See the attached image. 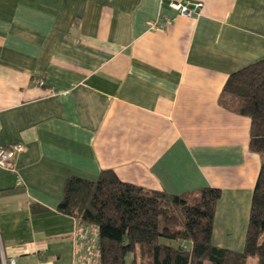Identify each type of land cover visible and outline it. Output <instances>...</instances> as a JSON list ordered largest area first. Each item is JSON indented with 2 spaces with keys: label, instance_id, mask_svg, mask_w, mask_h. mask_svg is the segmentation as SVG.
<instances>
[{
  "label": "crops",
  "instance_id": "1",
  "mask_svg": "<svg viewBox=\"0 0 264 264\" xmlns=\"http://www.w3.org/2000/svg\"><path fill=\"white\" fill-rule=\"evenodd\" d=\"M195 1L184 17L168 0H0V146H21L0 167V250L16 264L87 263L95 231L58 205L67 178L105 170L219 189L213 243L242 250L261 158L221 93L264 58V0Z\"/></svg>",
  "mask_w": 264,
  "mask_h": 264
},
{
  "label": "trees",
  "instance_id": "2",
  "mask_svg": "<svg viewBox=\"0 0 264 264\" xmlns=\"http://www.w3.org/2000/svg\"><path fill=\"white\" fill-rule=\"evenodd\" d=\"M221 104L250 120L249 150L261 158L241 251L213 243L221 191L146 190L105 170L64 181L58 210L94 229L98 264H264V58L232 72Z\"/></svg>",
  "mask_w": 264,
  "mask_h": 264
},
{
  "label": "built area",
  "instance_id": "3",
  "mask_svg": "<svg viewBox=\"0 0 264 264\" xmlns=\"http://www.w3.org/2000/svg\"><path fill=\"white\" fill-rule=\"evenodd\" d=\"M168 6L170 9L178 12L184 17L192 16L198 11L202 4L195 0H168ZM155 22L154 27L157 25ZM21 151L20 145H15L11 148H5L0 146V167L5 170H14V156ZM92 247V246H88ZM1 264H16V259L13 257H7L2 246L0 250Z\"/></svg>",
  "mask_w": 264,
  "mask_h": 264
},
{
  "label": "rangeland",
  "instance_id": "4",
  "mask_svg": "<svg viewBox=\"0 0 264 264\" xmlns=\"http://www.w3.org/2000/svg\"><path fill=\"white\" fill-rule=\"evenodd\" d=\"M93 238V235H91ZM89 237V236H88ZM96 240L92 239L90 240V243L93 244L94 243V247L92 246L91 248H87L86 250V260L85 262H87L86 264H98V250H97V246H96ZM91 257V258H90ZM250 262L251 264H254L255 263V260L254 259H250Z\"/></svg>",
  "mask_w": 264,
  "mask_h": 264
}]
</instances>
